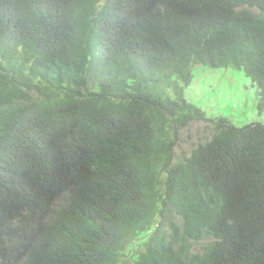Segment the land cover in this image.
I'll return each instance as SVG.
<instances>
[{"label":"trees","instance_id":"1","mask_svg":"<svg viewBox=\"0 0 264 264\" xmlns=\"http://www.w3.org/2000/svg\"><path fill=\"white\" fill-rule=\"evenodd\" d=\"M72 1L0 0V264H264V124L224 118L176 162L163 133L207 122L200 65L243 70L264 110V0Z\"/></svg>","mask_w":264,"mask_h":264},{"label":"rangeland","instance_id":"2","mask_svg":"<svg viewBox=\"0 0 264 264\" xmlns=\"http://www.w3.org/2000/svg\"><path fill=\"white\" fill-rule=\"evenodd\" d=\"M186 95L207 115L214 118H231L237 126L259 122L264 124V110L258 109V93L243 70L231 67H198L194 70L192 85ZM203 139L212 132L201 123H192L182 132L181 140L175 147V159L189 155L198 144L195 132ZM203 241L194 245V251H202Z\"/></svg>","mask_w":264,"mask_h":264},{"label":"clouds","instance_id":"3","mask_svg":"<svg viewBox=\"0 0 264 264\" xmlns=\"http://www.w3.org/2000/svg\"><path fill=\"white\" fill-rule=\"evenodd\" d=\"M73 2H74V0L72 1V3ZM104 9L105 8H103V1H99L97 3L96 7H94L92 9L91 12L94 13V15L97 14L96 17H94L92 15L93 18L96 21L100 22V20L103 19ZM251 11L252 12H258V10L255 9V8L251 9ZM136 56L139 59H141L143 62H148V61L152 60V61L156 62L158 65H160L162 67L163 59L157 53L152 52V44L151 43H148V45L146 46V48L144 49V51L138 52ZM176 59H187V58H184V57L180 56L179 54H177L176 55ZM194 65H196V64L191 63L190 67L191 66H194ZM175 66H177V65H175ZM200 67H205V66L200 65ZM210 68H212V67H210ZM163 69L165 71H167L166 70V67L165 68L163 67L162 69H158L156 71H163ZM212 69H215V68H212ZM167 83H171V82L165 76V77H163L160 80V84L158 85V87H157V89L155 91L156 94L158 96H160L161 98H163V99H166V98H170L171 99V98H173V95H174L173 88L171 86H167ZM186 92H187V90H185L184 95H185L186 99L188 101H190L188 99L187 95H186ZM113 99H115V100H117L119 102H125V103L143 102L144 101L145 102L146 109L148 110V112L152 116H155L156 117L157 121H160V120H162L164 118L162 114H159V113L156 112V106L157 105H153V99L148 98V95H143L142 93H140V91L138 89H136L133 86H129V87H125V88L121 89L118 93H115L114 94ZM191 103H193V102H191ZM194 105L197 108H199L201 112L204 113L205 118H207V122H205V121H190L188 124H184V123H174V122H172L171 123L172 128L169 131H165L163 129V133H164L165 137L167 138V140L169 142H172L174 144V154H175V147L178 145V143L181 140L182 132L190 124H192V123H201V124H203L207 128V131H210L211 129H213V127L216 126V123L218 121L225 120L224 118H214L213 119L212 117H210L209 115H207L206 112L204 110H202L198 105H196V104H194ZM200 133H199V131L195 132V136H197ZM200 137L201 136L198 135L197 136V140H199ZM195 147H196V145L193 147V149ZM186 156H188V155H185L184 157H186ZM181 158H183V157H181ZM181 158H179L178 160H180ZM174 159H173V162H174Z\"/></svg>","mask_w":264,"mask_h":264}]
</instances>
